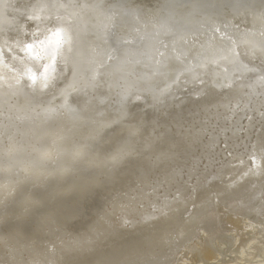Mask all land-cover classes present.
Listing matches in <instances>:
<instances>
[{
    "label": "bare ground",
    "instance_id": "6f19581e",
    "mask_svg": "<svg viewBox=\"0 0 264 264\" xmlns=\"http://www.w3.org/2000/svg\"><path fill=\"white\" fill-rule=\"evenodd\" d=\"M193 2L0 0V47L5 54L0 75L6 78L27 68L37 75L43 71L21 51L27 44L34 46L32 57L40 54L35 63H51L54 49L43 42L57 12L76 13L85 58L93 48H106L104 39L115 44V37L103 29L106 15L120 20L118 34H127L135 50L148 51L157 41L168 45L161 49L166 58L160 65L138 55L122 69L101 68L94 86L78 83L76 90L69 89L67 107H61V92L71 82L69 74L51 93L45 90L44 103L59 109L68 125L73 109L89 107L98 118L111 120L124 102L128 117L122 128L135 131L140 152L110 176L100 171L83 184L60 174L21 177L13 193L19 203L0 189V264L10 259L6 240L27 248L24 258L43 264H264V29L251 17L234 18L219 8L206 12L184 7ZM69 4L88 7H59ZM170 4L175 7L169 9ZM33 12L39 19L27 20ZM209 14L217 17L213 23L220 31L215 35L206 22ZM162 24L178 29L175 39ZM169 84L163 103L154 106L153 94ZM0 92L12 106L13 119L35 115L22 93L12 95L7 84ZM75 142L70 139L64 147L71 150ZM23 148L25 157L37 155L28 144ZM106 150L101 145L95 152L102 157ZM161 153L170 156L158 159ZM65 160L71 163L70 157ZM42 183H47V195L34 187ZM32 192L38 199L25 204L21 193ZM229 232L238 235L235 242ZM230 246L231 258L225 254Z\"/></svg>",
    "mask_w": 264,
    "mask_h": 264
},
{
    "label": "snow or ice",
    "instance_id": "6c2138e0",
    "mask_svg": "<svg viewBox=\"0 0 264 264\" xmlns=\"http://www.w3.org/2000/svg\"><path fill=\"white\" fill-rule=\"evenodd\" d=\"M53 7L57 6L53 5ZM59 7L74 9L76 7L86 8L88 5L69 4ZM167 7L172 9L175 5L170 4ZM184 7L206 12L219 8L226 15H232L234 18L237 15L245 19L251 17L254 23H259L264 29V0H251V2L250 0H235L232 3H224L222 0H194L191 5ZM75 18L76 13L74 11L69 12L67 16H61L57 12L53 27L47 29L50 35L46 36L43 43L54 49L55 55L51 57V63L43 65L35 63L41 57L39 53L32 57L33 44L21 47V51L26 53V59L33 62L37 68H43L39 75L33 72L31 68H27L22 74L18 73L11 78L0 75V88L7 84L8 89L12 90V95L22 93L28 99L29 106H34L32 110L35 113L30 120L19 115L13 119L12 106L5 94L0 92V129H2L0 137L6 140V143L0 144V189L8 190V194L12 196L14 203L20 202L16 200L13 193L18 191L22 183L21 177L27 180L29 174H41L47 177L60 174L62 179L83 184L89 177L100 171L110 176L112 169L130 161L133 156L140 152L135 140V131L131 127L122 128L128 117L124 102L121 103L117 118L111 120L98 118L93 114V109L89 107L73 109L69 115L71 124L68 125L60 119L59 109L45 104L42 98L45 95V90L51 93L56 89L57 82L62 77L67 79L66 74H69L71 82L61 92V95L65 97V104L61 107H67L66 98L70 95L69 89L76 90L78 83L93 84L94 86V82L101 75V68L122 69L128 63L135 61L138 55L145 56L149 61L160 65L166 58L165 51H161V49L167 50L168 45L162 41H157L150 44L148 51L135 50L132 47L133 40L129 39L127 34H118L123 28L120 20L115 15H106L103 29L106 35L115 37V44H108V40L104 39V44L108 46L99 51L97 48H93L92 56L85 58L81 51L80 34L76 29ZM26 19L35 20L39 19V16L33 12ZM48 19L52 20L51 13H49ZM215 19L217 17L212 14L207 15L206 18L208 27L214 35L220 31L213 23ZM160 27L165 34L176 38L178 29L174 30L173 26L166 24H162ZM21 30H23V25H21ZM261 34L264 35V32ZM179 39L184 40L185 37L181 35ZM17 43L21 44L22 42L18 40ZM229 51H234V49ZM260 52L264 56V44H261ZM57 56L62 62V66L59 68L57 67ZM4 58V48L0 47V63H3ZM12 59L15 60L17 57L13 56ZM85 73H88L87 77H85ZM176 80L178 77L172 83L175 84ZM260 80L261 83H264V75L260 77ZM171 87L172 85L169 84L166 88L160 89L158 94H153L154 106L163 103L162 98L169 94L168 90ZM199 95L200 93H197L198 99ZM136 99L140 100L138 94ZM37 108L39 111H36ZM37 120L39 121L38 124L36 123ZM125 131H127V135L124 134ZM70 139L76 142L72 149L68 150L64 145ZM25 143L32 148L33 152L37 154L36 156H32L30 153L27 157L23 155V144ZM101 145H105L107 150L104 151L102 157H99L95 149ZM175 147L178 149L179 145ZM169 156L170 153H161L158 159H166ZM66 157L71 158L70 164L66 163ZM260 159L264 161V146L261 147ZM34 187L39 188L40 195L48 194L47 183ZM37 199L38 195L35 192L21 193V200L25 204L31 205ZM3 246L10 259L5 260L2 264H43L35 257L32 259L24 258L25 251H28L27 248L21 250L16 244L7 240L3 242Z\"/></svg>",
    "mask_w": 264,
    "mask_h": 264
},
{
    "label": "rangeland",
    "instance_id": "374dc122",
    "mask_svg": "<svg viewBox=\"0 0 264 264\" xmlns=\"http://www.w3.org/2000/svg\"><path fill=\"white\" fill-rule=\"evenodd\" d=\"M215 192H216V191H215ZM215 192H214V193H215ZM253 224H254V223H253ZM232 233L234 234V236H233V234H231V232H229L228 235H230L231 237L233 236V237H232V240L235 238V239L233 240V241L235 242V240H237L238 235H237L235 232H232ZM236 244H238V242H236ZM234 245H235V244H234ZM234 245L232 244V248H234ZM226 246H228V244H227ZM226 246H224V247H226ZM232 248H231V246H230V248H229L230 251L225 252V254H226L228 257H230V258L233 257V254H234V253L232 252ZM229 249H228V250H229ZM231 252H232V253H231ZM59 253H60V252H59ZM57 254H58V253H57ZM229 255H231V256H229ZM227 256H225L224 258H226ZM221 259H222V258H221ZM226 259H227V258H226ZM200 264H202V263H200Z\"/></svg>",
    "mask_w": 264,
    "mask_h": 264
},
{
    "label": "water",
    "instance_id": "95a60500",
    "mask_svg": "<svg viewBox=\"0 0 264 264\" xmlns=\"http://www.w3.org/2000/svg\"><path fill=\"white\" fill-rule=\"evenodd\" d=\"M203 224H204V223H199V227H203Z\"/></svg>",
    "mask_w": 264,
    "mask_h": 264
}]
</instances>
